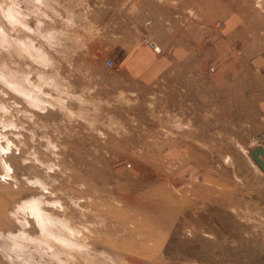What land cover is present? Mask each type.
I'll list each match as a JSON object with an SVG mask.
<instances>
[{
  "label": "rangeland",
  "instance_id": "rangeland-1",
  "mask_svg": "<svg viewBox=\"0 0 264 264\" xmlns=\"http://www.w3.org/2000/svg\"><path fill=\"white\" fill-rule=\"evenodd\" d=\"M263 103L264 0H0V264H264Z\"/></svg>",
  "mask_w": 264,
  "mask_h": 264
},
{
  "label": "crops",
  "instance_id": "crops-1",
  "mask_svg": "<svg viewBox=\"0 0 264 264\" xmlns=\"http://www.w3.org/2000/svg\"><path fill=\"white\" fill-rule=\"evenodd\" d=\"M152 46L154 47V44ZM153 49H155V52L157 54H159L161 50L159 48H153ZM172 51L173 50H167L161 53V55H156V56L149 52L147 53L148 55H145L144 57H142V55L140 54L134 53L133 55L130 56L129 60L127 61V63H129L127 73L133 74L134 78L140 79L141 77H143L144 80L148 79L152 81L153 80L152 76L155 75V73L162 74V72L165 69H168L171 66V64L180 61L181 58L183 57V55L179 56V54H182L181 53L182 51L180 52H177L175 50L173 52ZM176 52L178 53L177 55ZM188 56H189V51L186 52L185 57L187 58ZM219 69L217 71L213 70L211 75V80L213 81L214 85H216L215 84L216 76L221 75V73H225L224 70L221 69L219 70ZM262 107H264V103L260 106V108Z\"/></svg>",
  "mask_w": 264,
  "mask_h": 264
},
{
  "label": "water",
  "instance_id": "water-1",
  "mask_svg": "<svg viewBox=\"0 0 264 264\" xmlns=\"http://www.w3.org/2000/svg\"><path fill=\"white\" fill-rule=\"evenodd\" d=\"M259 156L263 157L264 159V149L262 146H256L251 151V157L254 160V162L260 167V169L264 172V164L260 160Z\"/></svg>",
  "mask_w": 264,
  "mask_h": 264
},
{
  "label": "built area",
  "instance_id": "built-area-1",
  "mask_svg": "<svg viewBox=\"0 0 264 264\" xmlns=\"http://www.w3.org/2000/svg\"><path fill=\"white\" fill-rule=\"evenodd\" d=\"M143 42H145V43H147V44L150 43V41H149L147 38H144V39H143ZM105 63H106V65L109 66V67H113V66H114V62H113V60L110 59V58H107V59L105 60ZM258 142H259V144H260L262 147H264V146H263V144H264V131L259 135V137H258Z\"/></svg>",
  "mask_w": 264,
  "mask_h": 264
},
{
  "label": "bare ground",
  "instance_id": "bare-ground-1",
  "mask_svg": "<svg viewBox=\"0 0 264 264\" xmlns=\"http://www.w3.org/2000/svg\"><path fill=\"white\" fill-rule=\"evenodd\" d=\"M264 149V148H263Z\"/></svg>",
  "mask_w": 264,
  "mask_h": 264
}]
</instances>
